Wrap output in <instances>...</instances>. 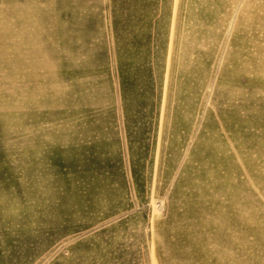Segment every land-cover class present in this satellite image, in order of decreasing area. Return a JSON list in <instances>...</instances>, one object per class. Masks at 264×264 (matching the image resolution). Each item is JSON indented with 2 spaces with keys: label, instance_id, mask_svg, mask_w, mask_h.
<instances>
[{
  "label": "rangeland",
  "instance_id": "rangeland-1",
  "mask_svg": "<svg viewBox=\"0 0 264 264\" xmlns=\"http://www.w3.org/2000/svg\"><path fill=\"white\" fill-rule=\"evenodd\" d=\"M0 264H264V0H0Z\"/></svg>",
  "mask_w": 264,
  "mask_h": 264
}]
</instances>
